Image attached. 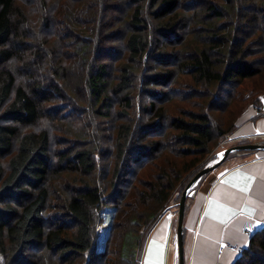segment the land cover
I'll use <instances>...</instances> for the list:
<instances>
[{"label":"trees","instance_id":"16d2710c","mask_svg":"<svg viewBox=\"0 0 264 264\" xmlns=\"http://www.w3.org/2000/svg\"><path fill=\"white\" fill-rule=\"evenodd\" d=\"M261 95L264 0H0V264H136Z\"/></svg>","mask_w":264,"mask_h":264},{"label":"crops","instance_id":"0c3cea01","mask_svg":"<svg viewBox=\"0 0 264 264\" xmlns=\"http://www.w3.org/2000/svg\"><path fill=\"white\" fill-rule=\"evenodd\" d=\"M250 142L264 143V111L256 105L242 111L236 127L216 151ZM208 172L215 177L211 186L204 191L196 189L199 178L187 195L184 264H232L251 234L264 225V150L230 152ZM164 208L177 211L171 201ZM222 243L225 247L220 250ZM136 264H178L176 216L159 214Z\"/></svg>","mask_w":264,"mask_h":264},{"label":"water","instance_id":"95a60500","mask_svg":"<svg viewBox=\"0 0 264 264\" xmlns=\"http://www.w3.org/2000/svg\"><path fill=\"white\" fill-rule=\"evenodd\" d=\"M238 150H264V143H243L236 144L225 147L219 150L216 154V159L207 165H205L202 169H200L185 185L183 188L179 201L177 203V211H176V240H177V255H178V264H184L183 260V215H184V206L185 199L189 194V190L191 186L206 172L215 169L218 165H220L223 160L227 157L230 152L238 151Z\"/></svg>","mask_w":264,"mask_h":264},{"label":"rangeland","instance_id":"374dc122","mask_svg":"<svg viewBox=\"0 0 264 264\" xmlns=\"http://www.w3.org/2000/svg\"><path fill=\"white\" fill-rule=\"evenodd\" d=\"M248 83H250L249 82V80L247 81ZM242 88V91L244 92V93H247V86L246 85H244V86H242L241 87ZM259 102L260 103H263L264 102V95H261L260 96V100H259ZM260 107H261V104L259 105ZM225 138V137H224ZM223 138V139H224ZM223 139H221L219 142H218V144H216L215 145V147L211 150V152L209 153V158L207 159V162H206V165L208 164V163H210V162H212V161H214L217 157H216V154H217V152L219 151V150H217L216 151V149L218 148V146L223 142ZM216 152V153H215ZM110 211H111V209H107L105 212H104V218H105V221H104V223L101 225V227H100V239L102 240V237H103V235H104V233H105V228H107V223H108V221H109V217H110Z\"/></svg>","mask_w":264,"mask_h":264},{"label":"built area","instance_id":"2783aa9c","mask_svg":"<svg viewBox=\"0 0 264 264\" xmlns=\"http://www.w3.org/2000/svg\"><path fill=\"white\" fill-rule=\"evenodd\" d=\"M260 109H261V111H264V102L261 103V107H260ZM160 213H161L162 215H166V216H168V217H174V216H176V211H171V210H169V209H165V208H163V209L160 211ZM223 247H225V243H222V244L220 245V250L223 249Z\"/></svg>","mask_w":264,"mask_h":264},{"label":"snow or ice","instance_id":"6c2138e0","mask_svg":"<svg viewBox=\"0 0 264 264\" xmlns=\"http://www.w3.org/2000/svg\"><path fill=\"white\" fill-rule=\"evenodd\" d=\"M241 190H243V189H241Z\"/></svg>","mask_w":264,"mask_h":264}]
</instances>
